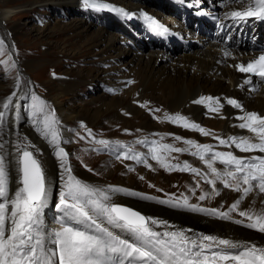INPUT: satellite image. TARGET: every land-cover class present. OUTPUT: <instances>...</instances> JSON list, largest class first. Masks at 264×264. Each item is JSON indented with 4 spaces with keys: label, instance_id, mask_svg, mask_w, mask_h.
Instances as JSON below:
<instances>
[{
    "label": "snow or ice",
    "instance_id": "snow-or-ice-1",
    "mask_svg": "<svg viewBox=\"0 0 264 264\" xmlns=\"http://www.w3.org/2000/svg\"><path fill=\"white\" fill-rule=\"evenodd\" d=\"M232 2L244 5V8L230 11L225 14L226 17L237 21L247 18L264 20V0ZM82 4L85 9L129 15L123 8L101 0H82ZM145 19L153 31L162 35L167 33L168 30L153 18L145 16ZM3 51L4 41L0 40V53ZM223 56L232 57V53L224 50ZM233 67L240 73L250 74L244 84H251L252 76L264 81V52L247 63L240 62ZM14 99H19L16 92L0 102V264H264L262 245L196 233L191 229L170 230L173 226L167 221L147 217L112 200L114 193L123 192L173 208L232 220L264 233V199H261L259 209L255 206V198L248 209H240L243 201L253 193L264 194V155L237 156L232 151H216L213 145L200 144L192 139L183 141L187 145L184 148L161 144L159 141L151 142L150 158L161 167L169 171L191 172L199 178L197 188L201 181L211 186V191H203L198 197L200 201L219 196L223 189L240 194L226 211L190 203L187 196L159 199L114 186L95 188L72 174L69 153L62 146L67 141L62 138L55 110L33 94L28 106L31 123L53 148L62 170V184L55 205L61 212L59 226L50 229L44 221V211L49 206L48 182L38 159L39 149L26 136L9 128V113L14 112V124L20 122L22 115L21 106L14 103ZM193 103L204 105L210 113H220L224 107L220 98L212 96H201ZM226 103L243 112L236 117L240 123L234 127L247 130L253 134L251 137L241 135L222 138L181 114L164 113L162 119L204 136L213 135L219 145L227 148L234 146L241 153L264 154V116L244 111L236 99L227 98ZM82 127L86 129V126ZM86 132L89 137L93 136L91 130L86 129ZM9 135L15 136L11 150L6 147L8 142L5 137ZM175 139L180 141L182 138L177 136ZM95 143L101 146L99 150L112 151L117 159L134 160L151 167L144 154L118 141L115 146L103 139ZM139 143L147 145L149 142L143 140ZM120 148L124 149L122 154L119 153ZM172 152H190L206 165L207 171L192 167L188 162H169L168 155ZM217 162L223 166L222 169L215 167ZM10 173L16 175V187L11 191ZM218 183L222 189L217 188ZM192 192L194 194L195 188ZM235 212H238L239 217L246 218L247 223L244 219H234L232 214ZM157 228L165 230L159 231Z\"/></svg>",
    "mask_w": 264,
    "mask_h": 264
},
{
    "label": "bare ground",
    "instance_id": "bare-ground-1",
    "mask_svg": "<svg viewBox=\"0 0 264 264\" xmlns=\"http://www.w3.org/2000/svg\"><path fill=\"white\" fill-rule=\"evenodd\" d=\"M13 1L16 0H0V27H4L7 32H14L19 29L20 24L13 23L14 20H12L11 15L20 8L25 9V11L34 12L36 11V8H34L36 6H52L56 2L59 4L61 10L74 9L76 11H81L83 7L82 0H36L32 3L25 2L22 6H14ZM101 2L124 7L137 14H140L143 10L147 12L146 9H148V13L149 10H151L159 18L163 16L161 11H155L154 8L159 5L153 0H101ZM163 8L165 11L172 12V9L166 4ZM87 15V18L82 17L76 19L91 20L88 18L90 17L93 19L91 22L95 24L97 20L101 19L102 25L100 26L104 28L100 29L97 35L92 36L90 32L93 26L88 23L80 22L82 25H77L76 28L74 27V30L68 32V35L74 32L68 39L73 40L75 38L76 42H73L71 46L67 44H60V46L57 44L55 47L57 46L68 58H72L73 53L77 52L81 54V52L85 53L89 51L91 55L97 57L99 61H102L104 64L106 63L108 68H110L107 69V71L86 69L78 72L76 76L81 78L79 79L80 84H90L94 81L104 83L106 79L102 78L101 75L110 72L112 74V78L110 77L112 83H110V85L114 89V92L109 93L107 91L108 95L104 93L96 97H90L89 101L82 100L81 103L77 104V100L80 99L77 97L76 92L77 88L80 87V85L77 84L79 82H76L78 78H71L68 75L64 76V78L61 77L58 81V85L52 87L49 96L56 107L64 141L68 142L69 140L71 134L69 128L75 125V121L73 122V120L86 119L88 120L86 122L97 125V123L102 121L101 118L109 116V113H113L107 118L109 123L125 126L127 124L134 125L132 122L135 121L138 126L140 125L139 130H141V133L145 134H143L145 137L149 135L159 136V134L164 136L171 132L173 135H179L180 137L195 136L185 130L172 126L170 122L164 121L162 119L164 113H168L169 115L183 113L194 120L202 121L215 129L221 130L225 134L235 132L237 128L232 126L235 120L231 116H229L228 119H219L217 117L202 118L205 112L203 107L194 104L193 101L204 94L234 95L242 100L247 109L259 110L264 114V82H261L259 90L256 93H250L245 88L238 89L236 87L237 83L240 81L241 75L230 66L239 59L244 58L239 52H235V59L231 57L226 58L221 51V45L211 43L205 37L200 36L197 39H200L201 43L196 46L193 45L192 48L188 50L182 49L178 51L176 48L173 50L164 47L156 48L154 45V47L147 49L144 54H139V50L130 47V39L125 35L131 34L130 27L122 23L118 24L114 19L111 20L110 23H106L108 17L104 15H97L99 18H93V13ZM6 23H8V26ZM166 23L170 24L171 20L167 18ZM9 25H12L11 28H9ZM117 25L123 27L125 34L112 30L111 32L117 35L111 34L106 30V27L110 28L113 26L112 29H114ZM42 30L43 28H36L34 32L37 35H41ZM78 40H84V43L80 45ZM138 44L143 45L145 48L149 47L146 42L141 40L138 41ZM11 49L12 48H9V51H11ZM19 60V63L15 61L18 67L20 64L24 70L33 68L32 62H21ZM130 81L132 83H129ZM70 94L71 96H69ZM18 97L19 99H15L14 103H18L21 106V120L18 124H14V112H10L9 128L12 131L24 133L29 141L39 149L40 154L38 155V159L41 162L48 182L49 206L44 211V221L48 228L55 229L59 226L55 223L53 218L57 208H54L53 213V208L50 207V205H54L55 201L58 199V193L62 184L60 179L62 170L59 166L58 159L54 155L53 148L35 131L33 125L30 124V128L25 126V123L21 125L23 117L26 116L25 106H23V97L25 96L18 94ZM127 99H129V102ZM96 103L99 104L98 107ZM93 104H96V108H94V106L93 108L90 107ZM157 107H160V111L154 113L156 116L160 117L159 121H155L151 116H145L146 109L154 110V108ZM5 139L8 142L6 147L11 150V143L15 139V136L9 135L5 137ZM65 144L66 143L62 144L64 148H66ZM152 164L150 161V165ZM129 165L132 168L128 170L124 177L118 176V170L109 168L111 172L109 175L110 179L115 178L118 181L117 185L114 187L136 192L135 189H140L142 186V181L137 178L136 171L157 186L163 188L169 187V176L167 173L158 172L159 170L156 168V165H153L152 170H150V167L148 168L144 165H135L131 161H129L127 167ZM75 171L76 169L72 172ZM79 171L81 172L80 169ZM173 176L178 177L176 174ZM179 176L182 177L180 191L189 198L199 178L194 177L190 173L189 175L182 173ZM88 177L91 176L88 175ZM15 187L16 175L10 173V191L14 190ZM107 187L106 184L105 186L96 188L106 189ZM199 188L201 192L211 191V186L205 184L203 181L200 182ZM217 188L222 189V185L218 183ZM152 192H154V190H152L151 193ZM239 195L240 194L234 191L223 189L219 196L207 199V203L204 202V204L219 209L222 208V211H226ZM254 198L256 200L255 206L259 209L261 206L260 201L264 199V194L256 193L247 197L240 205V209H248ZM112 200L116 204L129 206L147 217L167 221L169 225L173 226L170 230L191 229L196 233L211 234L234 241H248L264 246V233L248 229L242 224L234 223L232 220H221L203 213L165 206L155 200H150V202H148L149 200L126 195L123 192L114 193ZM232 215L234 219H244L245 223H247L246 218L239 217L238 212ZM157 230L164 231L165 229L157 228ZM116 231L119 232V230Z\"/></svg>",
    "mask_w": 264,
    "mask_h": 264
},
{
    "label": "rangeland",
    "instance_id": "rangeland-1",
    "mask_svg": "<svg viewBox=\"0 0 264 264\" xmlns=\"http://www.w3.org/2000/svg\"><path fill=\"white\" fill-rule=\"evenodd\" d=\"M34 1L36 0H16L13 1V5L22 6L25 4V2L32 3ZM34 8H36V11L34 12L25 11V9L20 8L17 12H15L16 14L14 13L11 15L12 20H14L13 23L20 24L19 29L16 31L7 32L4 27H0V40L4 41V51L3 53H0V102L4 101L5 98L9 97L13 92H16L17 95H24L25 97H23V106H25L26 116L23 117L21 125L25 123V126H28L29 128L30 124H32L31 115L28 108V106L31 104V95L35 94L39 96L41 99L47 102L50 108L56 110V107L52 103L49 94L52 90V87L58 85V81L61 77L64 78V76L68 75L71 78H78L76 82H79L77 84L80 85V87L77 88L76 92L77 97L80 99L77 100V104L81 103L82 100L89 101L90 97H96L104 93L108 95L107 91L109 93L114 92V89L110 85V83H112V74L110 72H106L101 75L102 78L106 79V82L104 83L100 81H94L90 84H80L79 79L81 78L76 76L78 72L84 71L86 69H100L101 71H107V69L110 68H108L106 63L104 64L102 61H99L98 58L92 56L91 52L89 51H86L85 53L81 52V54L76 52L73 53L72 58H68L64 55V53H62L60 49L57 48V46L55 47L57 44H67L69 46L73 45V42H76V39L74 37L73 40L68 38L72 36L74 32H71L70 35H68V32L70 30H74L77 25H82L80 22L92 25L93 27L91 28L92 31L90 32V35H97L99 30L104 28L100 26L102 25L101 19L97 20L95 24L91 22L93 19L90 17L88 18L91 20H79L76 18H87V14L89 13H93V18H99L97 16L99 13L92 9H85L84 7L81 8V11H76L74 9L61 10L57 2L52 6H36ZM146 10L148 11V9ZM6 24L8 26V23ZM11 26L9 25V28H11ZM36 28H43L41 35H37L34 32V29ZM112 28L113 26L110 28L106 27V30L111 34H116L112 33L111 30L120 32L122 34V32L118 29ZM83 41L84 40H78L80 45L84 43ZM9 48H12L11 51H9ZM136 49L138 50V48ZM17 55L20 60L18 59ZM17 59L21 62H32L33 68L24 70L20 64L19 68L15 62H18ZM230 67L233 68L232 66ZM69 96H71V94ZM127 100L129 102V99ZM96 104H93L90 107L93 108L94 106V108H96ZM98 106L99 104H97V107ZM155 109L160 110V107L154 108V110ZM55 113L57 117V110ZM111 114L113 113H109V116L101 118L102 121L100 120L101 122L97 123V125H92V123L86 122L88 121L86 119L73 120V122L75 121V125L69 128L71 134L69 136L68 142L65 144V149L69 153V163L72 166L71 170L73 171L76 169V171L72 172V174L95 188L105 186L106 184L107 186L117 185L118 181L115 178L110 179L109 175L111 172L109 171V168L118 170V176L120 175L121 177H124L128 170L132 168L130 165L127 167V164L131 160L117 159L116 155H114L110 150H108V152L99 150L101 149V146L95 143L96 140H107L111 142L113 146H115V142L118 141L121 145L129 146L135 152L140 153L138 150H135L134 147L138 148V142L141 141V138H146L144 136L145 134L141 133V130H139L140 125L138 126L135 121L132 122L134 125L127 124L125 126L113 125L109 123L107 118L110 117ZM145 116H151L155 121L160 120L159 117L153 116L147 109ZM82 125L86 126V129L91 130L93 133L92 137L87 135L86 129L85 127H82ZM20 135L26 136L24 133H20ZM81 137H83V139H81ZM148 137H159L158 140L153 138L154 140L152 141H159L161 144H167L171 140L179 142L175 139L172 133H167L164 136L162 134H159V136L149 135ZM123 151V148L119 149L120 154H122ZM173 161L174 159H171L169 162L174 163ZM156 168L159 170L158 172L165 174L167 173L170 178L169 187L163 188L161 186H157L144 178L142 174H138L136 171L137 178L142 181L141 188L137 190L135 189L136 192L152 195H165L168 198H178L185 196L183 192L181 193L180 191L182 177L179 175L182 173L187 174V172L169 171L161 167L157 162ZM152 169L153 165L151 166L150 170ZM174 174L178 175V177H174ZM88 175L91 177H88ZM141 177H143V179H141ZM152 190H154V192L151 193ZM201 194L202 192L200 188L195 186L194 194L191 191L190 197L188 199L189 201H192V203H199L203 205L204 202L207 203V199L200 201L198 197ZM57 203L58 199L55 201L54 205H50V207L53 208V213ZM56 214L59 216V213ZM55 217L56 216L53 215L55 223L57 221L59 225L60 216L58 218L56 217V220Z\"/></svg>",
    "mask_w": 264,
    "mask_h": 264
}]
</instances>
